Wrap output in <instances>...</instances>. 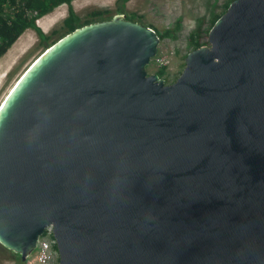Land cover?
<instances>
[{
  "label": "water",
  "instance_id": "obj_1",
  "mask_svg": "<svg viewBox=\"0 0 264 264\" xmlns=\"http://www.w3.org/2000/svg\"><path fill=\"white\" fill-rule=\"evenodd\" d=\"M207 41L171 83L124 13L35 57L0 104V244L26 261L51 224L58 264H264V0Z\"/></svg>",
  "mask_w": 264,
  "mask_h": 264
},
{
  "label": "rangeland",
  "instance_id": "obj_2",
  "mask_svg": "<svg viewBox=\"0 0 264 264\" xmlns=\"http://www.w3.org/2000/svg\"><path fill=\"white\" fill-rule=\"evenodd\" d=\"M226 0H128L124 14L130 15L132 12L142 16L146 24L152 25L157 31L163 32L164 29H173V34L165 36L160 40L158 51L164 56L166 72L159 77L164 82L171 83L175 80L185 66V57L190 51L188 36L197 27L199 19L205 17L203 28L208 26V18L212 12H219L223 8ZM115 0H73L72 7L82 18L86 13L94 8L114 9ZM65 14V15H64ZM67 15V5L57 7L50 15H45L38 20L39 25L45 33H49L54 28H59L62 19ZM50 16L52 18H50ZM50 19H57L48 23ZM180 21L177 25L176 22ZM57 35H54L55 38ZM202 39H205V31L202 32ZM37 35L27 29L21 37L13 44L5 55L11 60L9 66L0 70V103L14 84L21 73L41 52V46L37 45ZM5 55L0 57V64H5ZM13 61V63H12ZM5 67V65H4ZM2 69V67L0 68ZM160 66L152 59L146 67L148 73H155ZM9 73V74H8ZM31 259V258H30ZM0 264H16L13 260H6ZM26 264H29L26 260Z\"/></svg>",
  "mask_w": 264,
  "mask_h": 264
},
{
  "label": "trees",
  "instance_id": "obj_3",
  "mask_svg": "<svg viewBox=\"0 0 264 264\" xmlns=\"http://www.w3.org/2000/svg\"><path fill=\"white\" fill-rule=\"evenodd\" d=\"M72 1L73 0H0V57L9 51L27 29H31L36 33L38 38L37 45L41 46L43 52L56 40L73 31L75 28L91 22L108 19L116 13H124L128 0H115L113 10L108 8H94L86 13L85 18H82L75 12L72 7ZM231 1L232 0H226L221 11L211 13L206 28L202 26L206 20L205 17L199 19L196 29L188 36V44L191 46L190 51L201 45L208 44L207 33L209 29L225 12ZM64 4L67 5V15L62 19L60 27L52 29L49 33L43 32V29H41L42 27L38 24V20ZM127 18L153 28L157 32L160 40L165 36L173 34V29L171 28H166L163 32L157 31L152 25L146 24L142 20L141 15H137L134 12L127 15ZM176 24L179 25L180 21L178 20ZM203 31H205V39H202ZM54 35L57 36L53 38ZM165 72V65L155 71L158 76L164 75ZM165 83L167 82L165 81ZM6 260H13L16 264H26V261L21 260L19 254L12 252L0 244V262Z\"/></svg>",
  "mask_w": 264,
  "mask_h": 264
},
{
  "label": "built area",
  "instance_id": "obj_4",
  "mask_svg": "<svg viewBox=\"0 0 264 264\" xmlns=\"http://www.w3.org/2000/svg\"><path fill=\"white\" fill-rule=\"evenodd\" d=\"M153 60L158 66H164L165 60L160 50H157ZM58 261L57 243L53 233V226L50 224L44 228L43 233L38 237L36 248L27 258V262L29 264H58Z\"/></svg>",
  "mask_w": 264,
  "mask_h": 264
},
{
  "label": "crops",
  "instance_id": "obj_5",
  "mask_svg": "<svg viewBox=\"0 0 264 264\" xmlns=\"http://www.w3.org/2000/svg\"><path fill=\"white\" fill-rule=\"evenodd\" d=\"M57 8H55V10H56ZM54 11V10H53ZM51 14H52V12H50ZM50 13L49 14H47V15H50ZM65 15V14H64ZM50 18H52L51 16H50ZM55 20H57V19H50V21H47L48 23H50V22H54ZM39 24V23H38ZM10 51V50H9ZM7 57V59L5 60V67H4V65L3 66H1V64H0V68L2 67V69H0V70H3V69H5V68H7L8 66H9V64H10V62H11V60H13L14 59V57L13 56H11V58L9 59L8 58V56L7 55H5V58ZM0 62H1V60H0ZM12 63H13V61H12Z\"/></svg>",
  "mask_w": 264,
  "mask_h": 264
},
{
  "label": "bare ground",
  "instance_id": "obj_6",
  "mask_svg": "<svg viewBox=\"0 0 264 264\" xmlns=\"http://www.w3.org/2000/svg\"><path fill=\"white\" fill-rule=\"evenodd\" d=\"M1 104V103H0Z\"/></svg>",
  "mask_w": 264,
  "mask_h": 264
}]
</instances>
